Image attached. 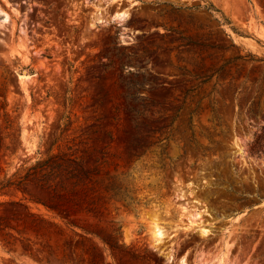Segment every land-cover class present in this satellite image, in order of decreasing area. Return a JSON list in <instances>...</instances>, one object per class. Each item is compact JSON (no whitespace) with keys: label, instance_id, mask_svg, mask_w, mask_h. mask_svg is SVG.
I'll return each mask as SVG.
<instances>
[{"label":"rangeland","instance_id":"374dc122","mask_svg":"<svg viewBox=\"0 0 264 264\" xmlns=\"http://www.w3.org/2000/svg\"><path fill=\"white\" fill-rule=\"evenodd\" d=\"M1 105L0 264H264V0H0Z\"/></svg>","mask_w":264,"mask_h":264},{"label":"trees","instance_id":"16d2710c","mask_svg":"<svg viewBox=\"0 0 264 264\" xmlns=\"http://www.w3.org/2000/svg\"><path fill=\"white\" fill-rule=\"evenodd\" d=\"M213 7L212 5H208L207 9L211 10ZM215 9V8H214ZM224 21H226V18H223ZM131 96L133 97H139L142 98L141 95L137 94L136 91L131 93ZM3 108V109H2ZM2 110V112H1ZM129 110L134 111L135 113H138L139 110L136 109L133 106L129 107ZM0 118L3 119V121L6 123L5 127H8V118H7V112L5 111L4 107L1 105L0 106ZM64 155V154H63ZM65 156V155H64ZM66 157V156H65ZM68 159L70 164L66 163V160ZM40 173L41 175H50L54 174L56 176L58 173H64L67 178L70 179L71 182V189L70 190H65V188L62 183H60V188L58 191H55L53 193V196L59 200L55 201V203L51 204L48 202H42L46 206H48L51 210H57L60 208V211H64L67 216L73 215L76 211L82 209L83 207L87 206L88 204H92L94 202V199L90 198L88 193L85 191V189H89L88 185L92 180V174L90 173L89 170H86L81 162V159H76V158H71L67 157L64 158L61 154H52L49 155L45 159H40L37 160V162L33 165H31L26 174L21 176L19 181L15 184H18L19 182L24 181L25 179H28L30 175H37ZM97 172H94L93 174H96ZM81 180H84L82 185V191L83 194L81 193H76L72 188L74 184H77ZM89 182V183H88ZM93 182V181H92ZM14 181L7 179L6 182L3 184L4 186H9L13 184ZM70 194H80V198L82 199L81 201H74L73 198H71L69 195ZM68 203V205H67ZM73 204V205H72ZM61 206V207H59ZM61 217H65L62 214H60ZM70 224H75L73 221H68Z\"/></svg>","mask_w":264,"mask_h":264},{"label":"bare ground","instance_id":"6f19581e","mask_svg":"<svg viewBox=\"0 0 264 264\" xmlns=\"http://www.w3.org/2000/svg\"><path fill=\"white\" fill-rule=\"evenodd\" d=\"M21 75V74H20Z\"/></svg>","mask_w":264,"mask_h":264}]
</instances>
